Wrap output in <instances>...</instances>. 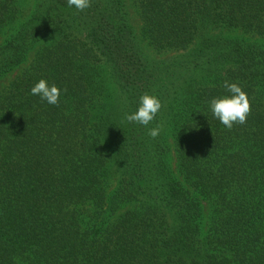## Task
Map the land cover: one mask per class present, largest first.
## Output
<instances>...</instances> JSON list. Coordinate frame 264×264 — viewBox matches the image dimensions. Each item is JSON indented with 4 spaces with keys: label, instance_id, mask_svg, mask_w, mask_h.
<instances>
[{
    "label": "trees",
    "instance_id": "obj_1",
    "mask_svg": "<svg viewBox=\"0 0 264 264\" xmlns=\"http://www.w3.org/2000/svg\"><path fill=\"white\" fill-rule=\"evenodd\" d=\"M24 4L0 0V83L31 58L0 88V264H264V0H133L165 59L127 0H33L15 27ZM225 81L251 101L231 129Z\"/></svg>",
    "mask_w": 264,
    "mask_h": 264
},
{
    "label": "clouds",
    "instance_id": "obj_2",
    "mask_svg": "<svg viewBox=\"0 0 264 264\" xmlns=\"http://www.w3.org/2000/svg\"><path fill=\"white\" fill-rule=\"evenodd\" d=\"M69 8H75L77 11H84L91 6V0H67ZM224 88L227 94L214 97L209 104L210 111L214 118L226 128L231 129L234 124H245L247 117L251 112V101L248 94L237 83L224 82ZM30 94L38 96L41 101L51 105L60 102L61 89L50 84L46 79H40L30 90ZM162 103L160 99L151 94H143L139 99V105L135 112L126 115L129 123H138L148 126L157 116ZM161 129L159 127L149 130V135L157 137Z\"/></svg>",
    "mask_w": 264,
    "mask_h": 264
},
{
    "label": "rangeland",
    "instance_id": "obj_3",
    "mask_svg": "<svg viewBox=\"0 0 264 264\" xmlns=\"http://www.w3.org/2000/svg\"><path fill=\"white\" fill-rule=\"evenodd\" d=\"M24 1H25V4H24L25 5V9H27V10H26L25 14L23 16H21L20 19H18V21L13 24L15 27H17L20 24V22L23 21L28 16V13L30 12V8H31V5L33 3V0H24ZM127 6H128V10H129V18L131 20V23L134 26L135 31L137 32V34L141 38V43L143 44V46L145 47V49L147 51H149L155 58H158V59L169 58L172 55L176 54V51H162V52H159L156 49H154L149 44L148 40H146L141 35L142 19L140 17V14H139L137 8L133 4V0H127ZM12 32H13V30H10L8 32L9 34L1 35L0 36V41L5 40V38H7ZM228 34L229 35H233V36L245 37V38H248V39H253V37H254V35L246 33V32H244L242 30L229 31ZM255 39H257V38H255ZM260 41L263 42L262 39H260ZM30 60H31V58H29L27 60V62L24 63L21 66V68L17 69L15 72H13L8 77H6L4 80H2L1 83H0V88L2 86H4V85L8 84V82L10 81V78L12 76H15L17 74V72L20 71V69H22L23 67L27 66L30 63ZM173 163H174V166H175L176 165V160L175 159H174Z\"/></svg>",
    "mask_w": 264,
    "mask_h": 264
}]
</instances>
